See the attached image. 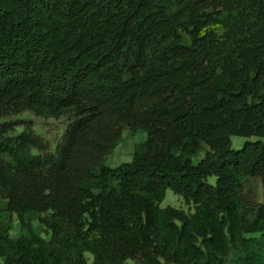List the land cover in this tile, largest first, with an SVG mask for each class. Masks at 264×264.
Here are the masks:
<instances>
[{
    "label": "trees",
    "instance_id": "16d2710c",
    "mask_svg": "<svg viewBox=\"0 0 264 264\" xmlns=\"http://www.w3.org/2000/svg\"><path fill=\"white\" fill-rule=\"evenodd\" d=\"M24 111L69 119L55 148ZM124 126L147 135L111 166ZM252 178L264 0H0V264H264Z\"/></svg>",
    "mask_w": 264,
    "mask_h": 264
},
{
    "label": "rangeland",
    "instance_id": "374dc122",
    "mask_svg": "<svg viewBox=\"0 0 264 264\" xmlns=\"http://www.w3.org/2000/svg\"><path fill=\"white\" fill-rule=\"evenodd\" d=\"M215 28L218 31H222L221 26H215ZM9 120H22V121H29L33 125L35 131L41 135L42 137L46 138L47 140L50 141L52 148H55L58 140L61 138L63 135L66 126L69 122V119L67 117H42L36 115L32 111H24L19 114L12 115L8 118ZM22 127H18V131H20ZM123 139L121 140L120 145L111 153L107 156L106 162L107 164L111 166H116L120 164L121 162L129 161L132 159L133 152H134V147L137 142H140L146 138L147 133L145 131H139V132H133L128 126H124L123 130ZM232 145L234 148H239L241 147L245 141L248 139L246 137L242 136H232ZM250 139H256L250 138ZM201 154L200 156H202ZM199 156V158H200ZM199 158H196L195 161L197 162ZM211 182H215V177H210L209 178ZM251 186V187H250ZM250 187V190L248 188ZM246 192L249 191V196L251 197V194H253L254 199L257 201H263L264 198V187H263V182L260 178H252L248 182L246 189ZM252 191V193H251ZM251 193V194H250ZM256 202V201H254ZM3 203V201L0 199V205ZM174 206L177 208H182L187 211L193 210L192 205H188L184 202L183 198L177 194H175L172 190L167 191L166 198L162 204V206ZM28 220L31 221L33 228L35 231L38 233L42 234L46 238L48 235L45 232V227L42 225L39 220L35 217L28 216ZM11 224V230L10 234L11 236L15 237L18 236L22 233V228L20 221L18 219V216L16 213L12 214V219L10 221ZM87 258L89 259V262H92L93 256L90 253H87ZM225 264H235L234 261V256L230 255L226 259Z\"/></svg>",
    "mask_w": 264,
    "mask_h": 264
},
{
    "label": "crops",
    "instance_id": "0c3cea01",
    "mask_svg": "<svg viewBox=\"0 0 264 264\" xmlns=\"http://www.w3.org/2000/svg\"><path fill=\"white\" fill-rule=\"evenodd\" d=\"M139 132V131H138Z\"/></svg>",
    "mask_w": 264,
    "mask_h": 264
}]
</instances>
